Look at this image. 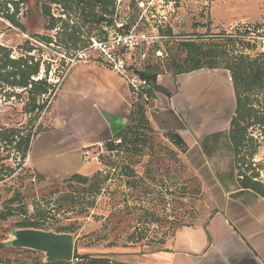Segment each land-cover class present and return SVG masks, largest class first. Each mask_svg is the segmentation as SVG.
I'll use <instances>...</instances> for the list:
<instances>
[{
    "label": "rangeland",
    "instance_id": "374dc122",
    "mask_svg": "<svg viewBox=\"0 0 264 264\" xmlns=\"http://www.w3.org/2000/svg\"><path fill=\"white\" fill-rule=\"evenodd\" d=\"M129 2L118 0L117 10L121 18L126 19L131 14ZM135 2L136 11L133 13L137 15L138 25L131 27L128 35L119 33L120 39L110 35L103 42L105 46L94 49L88 45L87 59L82 62L111 69L104 51H115L114 57L122 61L128 74L144 69L172 71L168 68L170 58L181 53L176 46L181 35L195 30L198 33L224 30L244 39L256 38L261 34V28L264 29V23L258 29L257 23L214 29L210 26L207 4L202 0ZM37 7L38 0H24L20 18L26 33L0 20V43L15 49L27 38V34L41 33L45 19ZM166 26H171L178 39L165 35ZM13 54L18 55V52ZM40 54L44 60L51 62L47 78L56 87L77 61H73L74 56H63L46 46L41 47ZM16 92L18 95L6 97L0 91V128H21L22 134L36 133L43 126L42 120L51 98H43L46 100L45 107L36 116V111L24 112L27 94L19 90ZM42 102L39 100L40 104ZM249 132L257 135L255 129ZM143 133L146 143L138 150L127 148L111 154L104 146L97 161L101 166L97 170L100 175L86 184L63 181L44 183L26 167L25 159L22 160L14 144L2 143L1 238H5V234L8 238L12 229L18 228L21 222L31 220L37 222L39 229L56 232L66 228L64 232L75 237L73 252L77 254L106 255L112 261L129 263L130 256L142 245L166 240L177 227L192 224L205 207L196 177L183 165L175 146L159 134L144 130ZM93 200L95 210L89 206ZM1 263L53 264L44 261L42 252L13 248L4 243L0 244ZM68 264H76V260L72 259Z\"/></svg>",
    "mask_w": 264,
    "mask_h": 264
},
{
    "label": "crops",
    "instance_id": "0c3cea01",
    "mask_svg": "<svg viewBox=\"0 0 264 264\" xmlns=\"http://www.w3.org/2000/svg\"><path fill=\"white\" fill-rule=\"evenodd\" d=\"M202 1L214 29L264 23V0ZM155 84L153 97L144 105L151 132L178 149L183 165L198 181L205 207L192 224L177 227L166 240L142 245L127 261L264 264V196L239 183L229 137L236 107L229 72L198 69L174 76L165 72L157 75ZM132 97L119 74L77 60L30 142L26 167L44 183L61 182L73 174L91 176L101 166L85 161L84 149L98 151L125 127ZM252 161L264 182V139ZM5 236H0V244L8 239Z\"/></svg>",
    "mask_w": 264,
    "mask_h": 264
},
{
    "label": "trees",
    "instance_id": "16d2710c",
    "mask_svg": "<svg viewBox=\"0 0 264 264\" xmlns=\"http://www.w3.org/2000/svg\"><path fill=\"white\" fill-rule=\"evenodd\" d=\"M117 3L118 0H38L37 9L45 19L43 31L27 34V38L15 49L0 43V91L5 93L6 97L18 95L16 90L25 92L27 101L24 112L36 111V116L40 114L46 102L43 98H51V102L62 82H58L59 85L56 87L55 83L48 81L51 62L42 58L41 47H50L56 53L72 57L78 50L90 45L92 39L104 42L110 35L128 34L131 27L138 25L137 15L133 13L136 11V2L130 0L129 7L132 12L126 19L119 16ZM23 4L24 0H0V20L1 23H8L26 33L20 18L23 14ZM255 25L257 29L260 26V24ZM261 29V34L256 35V38L244 39L224 30L218 33L208 31L198 33L195 30L181 35L180 40L176 41L181 53L170 58L168 68L172 71L144 69L136 70L132 74L148 82L149 100L153 97L158 74L167 72L174 76L198 69L227 70L236 102L235 114L230 121L229 137L237 174L242 176L239 178V183L242 187L252 189L264 196V182L260 180V175L252 161L260 140L264 139V29ZM165 32L169 38H177L171 26H166ZM15 51L18 55L13 54ZM130 90L132 92L131 88ZM132 95L128 122L114 137L121 136L131 149L138 150L146 143L143 130L151 132V129L145 116L144 105L147 101H141L140 96H134L133 92ZM39 100L43 102L40 104ZM41 129L36 133L22 134L21 128L1 127L0 144H14V148L20 151L24 160L32 138ZM250 129H255L257 135L249 132ZM114 137L105 143L108 150L115 148ZM170 141L175 143L173 140ZM98 175H100L99 171L91 176L73 174L63 182L86 184ZM35 176L42 180L39 175L35 174ZM89 206L95 210L94 200ZM30 227L38 228L37 222L29 220L18 225V228ZM65 229L56 232H64ZM72 259L76 260V264H129L112 261L108 256L100 254L80 255L73 252Z\"/></svg>",
    "mask_w": 264,
    "mask_h": 264
},
{
    "label": "water",
    "instance_id": "95a60500",
    "mask_svg": "<svg viewBox=\"0 0 264 264\" xmlns=\"http://www.w3.org/2000/svg\"><path fill=\"white\" fill-rule=\"evenodd\" d=\"M74 241L72 233L30 227L12 229L4 244L13 248L42 252L46 263H55L72 260Z\"/></svg>",
    "mask_w": 264,
    "mask_h": 264
},
{
    "label": "built area",
    "instance_id": "2783aa9c",
    "mask_svg": "<svg viewBox=\"0 0 264 264\" xmlns=\"http://www.w3.org/2000/svg\"><path fill=\"white\" fill-rule=\"evenodd\" d=\"M141 5H143V4L141 3ZM116 36L118 39L121 38V35H116ZM116 43H119V42L116 41ZM102 45L105 46V44L103 42H97V41L92 39V43L90 44V48L96 49V48H100ZM103 51H104V49H103ZM104 53L106 55V60L110 63L111 70L116 72L117 74H119L121 77H123L125 79V81L129 85V87L132 89L134 96L139 95L141 101H148V96H147V90L149 88L148 82L145 79L140 78L139 76H136L134 74H128L124 70V66L122 64V61L120 59H118L117 57L116 58L114 57L115 51H113V53L104 51ZM87 56L88 55L86 52V48L80 49L76 52V54L73 58V61L86 60ZM113 144L115 145V148L109 150L107 153L114 154L118 151L122 152V150L130 148L128 143H124L121 136L114 137ZM99 150H100V152H99ZM99 150L98 151H90L87 148H85L83 153H82L83 159L85 161H87V160L98 161L99 153H101V151H103V148L101 147V148H99ZM238 177L241 178L242 176L240 175Z\"/></svg>",
    "mask_w": 264,
    "mask_h": 264
}]
</instances>
